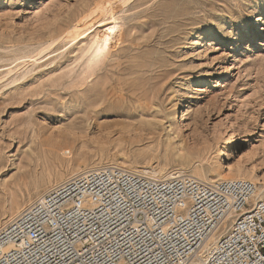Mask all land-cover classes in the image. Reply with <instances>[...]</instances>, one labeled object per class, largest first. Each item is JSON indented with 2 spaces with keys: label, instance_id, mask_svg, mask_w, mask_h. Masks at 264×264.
I'll list each match as a JSON object with an SVG mask.
<instances>
[{
  "label": "rangeland",
  "instance_id": "obj_1",
  "mask_svg": "<svg viewBox=\"0 0 264 264\" xmlns=\"http://www.w3.org/2000/svg\"><path fill=\"white\" fill-rule=\"evenodd\" d=\"M111 13L125 38L90 75ZM90 165L264 197V0H0V225Z\"/></svg>",
  "mask_w": 264,
  "mask_h": 264
},
{
  "label": "built area",
  "instance_id": "obj_2",
  "mask_svg": "<svg viewBox=\"0 0 264 264\" xmlns=\"http://www.w3.org/2000/svg\"><path fill=\"white\" fill-rule=\"evenodd\" d=\"M256 190L248 179L90 170L0 228V264H264V197ZM224 222L228 233L196 263Z\"/></svg>",
  "mask_w": 264,
  "mask_h": 264
},
{
  "label": "bare ground",
  "instance_id": "obj_3",
  "mask_svg": "<svg viewBox=\"0 0 264 264\" xmlns=\"http://www.w3.org/2000/svg\"><path fill=\"white\" fill-rule=\"evenodd\" d=\"M112 3V2H111ZM114 5V4H113ZM118 6V5H117ZM100 8V7H99ZM113 8V7H112ZM102 9V8H101ZM106 9V8H105ZM107 9H109V8H107ZM119 10V9H118ZM96 11V10H95ZM99 11V10H98ZM108 11V10H107ZM104 12L103 10H102V12L104 13V14H102V13H100V14H102V15H106L108 12ZM110 13V12H109ZM108 13V14H109ZM99 14V15H100ZM97 16V15H96ZM101 16V15H100ZM98 17V16H97ZM100 19V18H99ZM106 19H108V18H106ZM97 21V20H96ZM107 21V20H106ZM100 23H101V20H100ZM100 23H98V24H100ZM102 23H103V21H102ZM97 24V23H96ZM99 28V27H98ZM88 29V28H87ZM121 36V38H122V32L120 31V26H119V23H118V21H116V19L114 18V15L111 13V15L109 16V22H107L106 23V25H105V27L104 28H101V30L100 29H98V31L97 32H95V35L92 37V39L89 41V43L85 46V49L84 50H86V53H88V57H87V59H86V61L84 62V67L86 68L85 70L86 71H88V74H90L91 75V73H90V71H94V66H96L99 62H100V64H101V61H103V59H105V57L110 53V50L112 49V46L114 45V42H113V40L114 39H118L119 37ZM124 37V36H123ZM125 38V37H124ZM123 39V38H122ZM121 39V40H122ZM127 40V39H126ZM121 42V41H120ZM125 42V41H124ZM123 44V43H122ZM121 45V44H120ZM116 46V45H115ZM124 48V47H123ZM127 53V52H126ZM87 56V55H86ZM109 57V56H108ZM107 58V57H106ZM104 62V61H103ZM102 62V63H103ZM102 65V64H101ZM119 65H120V63H119ZM98 66V65H97ZM97 66L95 67V68H97ZM121 67V66H120ZM99 68V67H98ZM84 70V71H85ZM87 73V72H86ZM85 73V74H86ZM93 74V73H92ZM89 75V76H90ZM87 76V75H86ZM85 76V77H86ZM88 77V76H87ZM174 99H177L176 98V96H174L173 97ZM182 101H180L179 103H181ZM180 106V105H179ZM180 112V111H179ZM184 113H183V110L180 112V115H181V117H183L184 115H183ZM179 118V117H178ZM85 164V163H84ZM77 166H79V162H77L74 166H73V168L74 167H77ZM105 167H118V165H100V166H93V167H91V165H90V167H86L85 168V166L83 167V169H81L80 171H75V172H73V170L71 171V172H73L69 177H67V178H65V180H60L61 182H59V183H56V184H54L53 185V187H55V186H58V185H60V184H62V183H64L65 181H67V180H69V179H71V178H73V177H75V176H77V175H80V174H82V173H84V172H87V171H90V170H94V169H100V168H105ZM121 168H124V169H128V170H130V171H132V172H135V173H138V174H141V175H144V176H147V177H150V178H153V179H157V180H168V179H172V178H178V177H183L184 175H181L180 173H161L160 175L159 174H157L158 173V171H156V170H152V171H150V172H146V171H144V170H139V169H133V168H126V167H123V166H120ZM119 168V167H118ZM157 172V173H156ZM33 174V173H32ZM31 174V175H32ZM35 175L37 174V173H34ZM33 174V175H34ZM31 175L29 176V177H27V178H30L31 177ZM34 175V176H35ZM38 175V174H37ZM34 176H33V178H34ZM245 177L246 176H244V175H241V174H234V175H219V177L218 178H216V179H245ZM33 178H32V180H31V182H33ZM197 178V177H196ZM60 179H62L61 177H60ZM21 180V179H20ZM205 180H207V181H212V180H214V178L212 179H207V178H205ZM36 181V180H35ZM26 184H27V182H26ZM34 184H35V182H34ZM36 185V184H35ZM36 192V191H35ZM38 192V191H37ZM12 195V194H11ZM7 196V195H6ZM8 197V196H7ZM255 197L256 198H261V197H263V196H261V194H260V192L259 193H256L255 194ZM11 198L13 199V195L11 196ZM9 199V198H8ZM7 199V200H8ZM11 199V200H12ZM15 204L12 206V208H11V211H13V212H15V210H17V209H19V208H21V209H19L18 211H17V213H15V215H13V218H14V216H16L17 214H19L22 210H24L27 206L25 205L24 207H22L21 205V203H20V201H15L14 202ZM29 205H30V203H29ZM9 220H10V218H9ZM9 221H7V223H8ZM7 223H3L4 225L5 224H7ZM225 223V222H224ZM4 225H0V228L1 227H3ZM229 228H230V222H228V226L227 227H225V230H224V232L223 233H220V235H223V234H226V233H228V230H229ZM220 235H216V234H213L208 240H206L202 245H201V247H200V250H199V256L197 257V259L198 260H196V263H199L200 261H201V257H200V255H204V254H206V252L208 251V249L211 247V245L214 243V242H212V240L214 241L218 236H220ZM191 264H193V262H191Z\"/></svg>",
  "mask_w": 264,
  "mask_h": 264
}]
</instances>
